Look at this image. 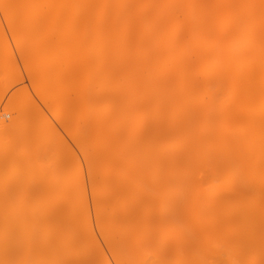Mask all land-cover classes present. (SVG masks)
<instances>
[{
  "label": "bare ground",
  "instance_id": "6f19581e",
  "mask_svg": "<svg viewBox=\"0 0 264 264\" xmlns=\"http://www.w3.org/2000/svg\"><path fill=\"white\" fill-rule=\"evenodd\" d=\"M0 8L20 55L29 58L39 97H51L52 105L66 102V122L81 106L75 102L85 106L86 115L78 112L85 128L78 145L91 155V189L100 174L105 177L92 192L98 240L85 189L77 199L61 188L59 204L28 198L35 190L40 201L39 192L71 165L62 150L54 165L42 163L48 148L37 134L51 128L43 119L35 130L42 111L30 99L4 107L0 264H124L128 257L129 264H264V0H0ZM5 41L0 58L7 65L13 60ZM62 45L70 59L60 54ZM92 56L97 73L90 75ZM75 65L77 85L66 83ZM90 76L112 94L99 111L88 103L97 92ZM46 166L58 173L49 168L42 174ZM18 171L25 189L20 196L29 193L27 200L9 198L20 191L12 181ZM161 216H167L164 223ZM81 239L94 252L87 243L80 246ZM157 248H163L161 257L152 255Z\"/></svg>",
  "mask_w": 264,
  "mask_h": 264
},
{
  "label": "rangeland",
  "instance_id": "374dc122",
  "mask_svg": "<svg viewBox=\"0 0 264 264\" xmlns=\"http://www.w3.org/2000/svg\"><path fill=\"white\" fill-rule=\"evenodd\" d=\"M242 19V18H241ZM240 20V19H239ZM244 22V21H243ZM0 33L1 32H3V33H1V34H3V35H1L2 36V38H1V36H0V38H1V42H2V40L3 39H6V44L8 45V48H9V51H10V53H11V55H12V60H13V62L11 63L10 62V64L9 63H7V65L5 64V63H3L2 61H1V58H0V99H2V101L0 102V111L4 108V107H6V106H8V104H12L13 106H14V104L16 103V102H18V105L19 104H25V101H27V103H28V101L29 100H26V99H30V104L32 103L33 105H34V107L36 106V108H39V110L40 111H42L40 114V116L37 118V119H41V120H36L35 121V123L33 124L34 125V127H36L35 128V130H37L38 128H39V126H40V124H41V122L40 121H42L43 119H44V121L45 120H47V121H45V123L44 124H46L47 126L48 125H50V126H48V127H50L51 128V130L49 131H44L43 133H41V134H37V136L39 137V139H40V141H42V142H44L45 143V145H47V147H46V149L48 150H46V154L44 155L45 157H42V163L44 162V163H46L45 161H46V159H48V160H50V162H51V164H53V161H54V164L56 163V161L55 160H58L57 159V155H59V157H60V155H62L61 154V152L62 151H64V152H62L63 154H64V156L62 155V158L63 159H65L66 160V163H67V161L70 163V165L71 166H67V164L65 165V166H63L64 164H65V161L63 162V164H62V166H63V168H61V171L60 170H58V167L59 166H57L58 164H56V167H57V170L58 171H60L59 173H58V171L56 172V173H58L57 175H58V177H57V175H56V179H57V181L55 182V180H53L55 183L53 184V183H50V185H49V188L51 187V184H52V187H51V189H53V190H51V189H49L50 190V192H49V190L47 191V187L44 185V183H42L43 182V180H42V182L39 180V179H41L39 176L37 177V176H34L33 178H38L37 180H39L40 181V183H38V184H40L41 185V187L42 188H44V187H46L47 189H43L42 191H43V193L42 192H39V193H41V195H39L38 194V198H40L41 197V199H40V201L39 200H37L36 198L37 197H34V196H36L37 195V193L35 192V190H33L34 192V194H33V197L31 196V194H32V190H30V188H29V190H30V192H31V194H29V193H25V194H23V195H25V196H20V193H22V191L24 192V190L25 189H21V188H19V187H21L20 185H22V184H18V183H20V181H22V179H23V176H22V173L21 172H19V174L21 175H18V176H16L15 175V178L13 177V179H12V181L13 182H15V186H18L17 188H18V191H19V189H20V191L19 192H17V191H15V190H17V189H14V191H13V193L12 192H9L10 193V196L11 197H9V198H11L12 200L14 199H20L21 197H23V199L25 198L26 199V197H27V195L29 196L28 198H32V200L34 201V199H35V203L36 202H41V203H46V202H52V203H54V202H60L62 199H63V195L62 194H64L63 192L61 193V188H63V189H68V191L70 190V189H72L73 190V198H77V199H79V197H80V193L82 192V190L83 189H85L86 190V194H87V196L85 195V190H83V196H85L86 198H87V201H88V207H89V211H90V215H91V222H93L92 223V228H93V230L95 231V235H96V237H97V239L99 240V238H102L101 237V233H100V230H99V228H98V226L97 225H95L96 224V220H97V217H95V210H93V205H94V197L93 196H95V194H93V193H95V189H97V188H99L100 189V182H102V184H103V181H104V183H105V180H103L104 178H103V175L102 174H100L101 175V177H102V181L101 180H99V181H96V178H99L100 177V175L99 174H97V177L93 180V182L94 181H96L94 184V188L95 189H91V188H93V185L91 186L90 184L92 183L91 181H90V176L92 175H90L89 176V174H90V172H91V170H90V172H89V170L87 169V164H89L90 163V161H89V163H87L86 164V162H87V157L88 156H85V152L83 153L82 152V149L83 148H81V146H82V144H81V146H79L78 145V143H80V140H81V135L82 134H84V132H85V128L84 127H82V125L81 124H79V118L81 117L80 115H82V114H85V106H83L82 107V105L83 104H78L77 102H75L74 104H76L77 106H80V107H82V108H80V107H78V108H76L75 109V113L76 114H74L73 113V117L74 118H70L69 119V122L72 120V122L71 123H69V122H66V120H68V118L69 117H71V116H69L70 114H69V112H68V114L69 115H67V110H66V107H64V103H66V102H64V103H62V102H60L61 104H58V105H52V101H51V97H47L48 99H46L45 98V100L44 99H42L43 97H39V94L37 93V89L35 88V87H37L36 85H35V82H33L32 83V81H31V75H30V72H29V68L28 67H30V65H28V62L25 60V59H29V58H27V57H25L24 59H23V57L20 55V52H19V50L21 49V48H19L18 46H19V44H17V41L15 42V40H14V37H13V35H12V33L10 32V30L8 29V26H7V23H6V19H5V16H4V12H3V10L0 8ZM2 30V31H1ZM241 36V35H240ZM5 37V38H4ZM243 38H244V35H243ZM55 43L57 44L58 42L57 41H54V43H53V41H49L48 42V44L46 43V45H50V46H54L55 45ZM18 46H17V45ZM54 44V45H53ZM63 44V43H62ZM64 45V47L65 48H67L68 50L70 49V46H68V45H66V44H63ZM63 45H62V52L60 53V54H62V55H64L66 58H68V59H70L69 57H70V55H68L67 54V52H69L67 49V51H65V50H63ZM10 46V47H9ZM58 46H60V44H57V46L55 47V49L58 47ZM53 49H54V47H53ZM58 49V48H57ZM60 49V48H59ZM1 50V49H0ZM60 51V50H59ZM1 52V51H0ZM91 52V51H90ZM90 55H91V53H89ZM55 55H57V53L55 54ZM90 57V56H89ZM92 57H93V59H92ZM91 57V60H92V62L91 63H89V71H90V75H92V74H94L93 72H96V71H94L95 70V59H94V56H92ZM11 60V61H12ZM94 62V63H93ZM30 64V63H29ZM90 64H91V67H90ZM78 66L77 65H75V68H74V72H73V74H71L72 76H69L68 75V78H70V79H68L67 81H66V83H68V82H71V80H73L72 81V83L73 84H76L75 83V81H76V79H77V77H78V74H79V71H78V68H77ZM193 68V67H192ZM193 70L195 71V68H193ZM92 72V73H91ZM76 73V75H74ZM78 73V74H77ZM97 73V72H96ZM30 75V76H29ZM95 75H97V74H95ZM98 76V80H99V76H101V74H98L97 75ZM74 78V79H73ZM90 80H92V81H90L91 83H90V85H89V83L87 84V86L89 85L90 86V89H94L93 90V92L94 91H96L95 90V87L97 88V92L99 93L100 92V94L102 93V92H106L107 91V94H102L100 97H97L99 94L96 92H94V95L95 94H97L96 96H95V99L93 98V96L94 95H91V101L89 100V104L91 103V105L92 104H94V106H93V108H96L97 110H98V108H100L102 105H100V107L99 106H97L98 104H101L102 102V99H105L106 101L109 99V101H110V98L112 97L111 95V93L110 92H108V87H97V86H95L96 84H95V82H98V81H95L94 80V78H92L91 76H90ZM217 80V79H216ZM220 80V79H219ZM77 82V81H76ZM50 84V83H49ZM52 84V83H51ZM77 85V84H76ZM76 85H74L76 88H77V86ZM89 86H88V88H89ZM70 87V86H69ZM93 87V88H92ZM51 88V87H50ZM75 88V89H76ZM104 88H105V91H103L104 90ZM74 89V90H75ZM77 90V89H76ZM91 90V91H92ZM100 90V91H99ZM73 91V90H72ZM78 91V90H77ZM102 91V92H101ZM71 92V91H70ZM223 92H225V91H223ZM67 93H69V92H67ZM109 93V94H108ZM57 94V93H56ZM71 94V93H70ZM74 94H76L75 93V91H73L72 92V94L70 95L71 96V99L73 100V101H75V97L77 96V94L74 96ZM90 94H91V92H90ZM93 94V93H92ZM111 94V95H110ZM224 94V93H223ZM86 95H88V94H86ZM85 95V96H86ZM110 96V97H107V96ZM50 96H52L53 97V95H50ZM54 96H56L55 94H54ZM72 96H74L73 98H72ZM84 96V97H85ZM67 97H68V99H67V103H68V100H69V95L67 94ZM87 97V96H86ZM222 98H223V95L221 96ZM78 99V98H77ZM86 99V101L89 99V96H88V99L87 98H85ZM99 99V100H98ZM24 100V101H23ZM93 100V101H92ZM94 100H96V101H94ZM21 103H20V102ZM49 103H48V102ZM73 101H72V104H73ZM209 101V100H208ZM46 102V103H45ZM93 102H95V103H93ZM69 103H71V102H69ZM68 103V104H69ZM87 103V102H86ZM97 103V104H96ZM17 104V103H16ZM64 104V105H63ZM11 105V107H13ZM71 105V104H70ZM76 105H75V107H76ZM95 105H96V107H95ZM16 106V105H15ZM70 107V106H69ZM74 107V106H73ZM128 107V106H127ZM68 108V107H67ZM71 108V107H70ZM91 108H92V106H91ZM92 108V109H93ZM165 109L167 108V107H164ZM164 108H162L163 109V113L164 114H166V112L168 113V108H167V111H165L164 110ZM81 109H83V111L81 110ZM85 109V110H84ZM127 109H129V108H127ZM126 109V110H127ZM162 109L160 108L159 110V112H162ZM73 110V109H72ZM71 110V111H72ZM97 110H95L94 109V111H97ZM100 110V109H99ZM98 110V111H99ZM130 111V113H129V115L130 114H134V110H131V109H129ZM142 110V109H141ZM155 110V109H154ZM66 111V112H65ZM80 111H82V112H80ZM93 111V110H92ZM97 111V112H98ZM132 111H134L133 113H132ZM143 111V110H142ZM140 112V114L142 115V113H144V112ZM165 111V112H164ZM78 112H80V113H78ZM84 112V113H83ZM101 112V111H100ZM100 112H99V114H100ZM65 113H66V115L67 116H69V117H67L66 115H65ZM91 113V109H90V111H89V114ZM139 113V112H138ZM163 113H160V114H163ZM80 114V115H79ZM94 114V113H93ZM95 114H96V112H95ZM135 114H137V113H135ZM135 114H134V116H135ZM156 114V113H155ZM158 114V113H157ZM160 114H158V115H160ZM161 115L162 117L164 116V117H166L165 118V120L167 119H169L168 117H167V115L169 114H167V115ZM71 115H72V113H71ZM78 115V116H77ZM86 115V114H85ZM88 115V114H87ZM141 115H138L139 117H141ZM75 116H77V117H75ZM80 116V117H79ZM88 116H90V115H88ZM92 117H94L93 115H91ZM90 116V117H91ZM95 116H97V115H95ZM133 116V117H134ZM137 116V115H136ZM134 117L135 118V120H138L139 119V117ZM41 117V118H40ZM67 117V119L65 120V118ZM86 117V116H85ZM83 119H84V117H82ZM81 118V119H82ZM138 118V119H137ZM76 120V122H75V120ZM79 119V120H78ZM140 119H142V118H140ZM11 119H10V117L9 116H7V118H6V122L8 123L9 121H10ZM149 120V119H148ZM164 120V121H165ZM39 123H38V122ZM140 120H138V121H135V122H139ZM65 122H66V124H65ZM78 122V123H77ZM80 122H81V120H80ZM149 122V121H148ZM36 124V125H35ZM70 125V126H69ZM68 126V127H67ZM150 126V125H149ZM68 128V129H67ZM52 129H53V131H52ZM72 129H73V131H72ZM135 129V128H134ZM68 130V131H67ZM71 130V131H70ZM80 130H81V132H80ZM242 130V129H241ZM242 131H244V129L242 130ZM241 131V132H242ZM49 132H50V134L52 135H50L49 134ZM53 132V133H52ZM79 132H80V135H79ZM32 133H34V132H32L31 131V134ZM134 133H135V131H134ZM47 134V135H46ZM33 136H34V134H32ZM49 135V136H48ZM78 135H79V137H78ZM88 135V134H87ZM130 135V134H129ZM129 135H127L128 137H129ZM35 136H36V134H35ZM54 136V137H53ZM84 136V135H83ZM92 136V135H91ZM127 136L125 137V138H127ZM49 137V138H48ZM88 137L90 138V136L88 135ZM123 137V136H122ZM77 138V139H76ZM87 138V137H86ZM85 138V136H84V139H86ZM88 138V139H89ZM125 138L123 139V140H125ZM132 138V137H131ZM131 138H130V140H131ZM87 139V140H88ZM91 139V138H90ZM133 139V138H132ZM49 140H50V142H51V140H52V142L53 143H55L56 142V144H53V146L51 145L52 144V142L51 143H49ZM61 140V141H60ZM79 142H78V141ZM83 140V139H82ZM92 140V139H91ZM127 140V139H126ZM46 141H48V142H46ZM86 141V140H85ZM59 142V143H58ZM77 142V143H76ZM87 142V141H86ZM91 143L89 144V145H91L92 146V144H93V142L92 141H90ZM43 143V144H44ZM58 143V144H57ZM85 143V142H84ZM169 143V142H168ZM168 143H166V144H168ZM86 144V143H85ZM85 144H83V145H85ZM55 145V146H54ZM88 146V145H87ZM80 147V148H79ZM165 147V146H164ZM91 148V147H90ZM84 149H86V148H84ZM84 149H83V151H84ZM62 150V151H61ZM90 150V149H89ZM88 149H87V151L88 152H92V151H89ZM58 151H60V152H58ZM86 151V152H87ZM49 153V154H48ZM58 153V154H57ZM93 153V152H92ZM49 155L51 156V158L49 157ZM54 156V157H53ZM85 156V157H84ZM91 155H89V157H90ZM56 157V158H55ZM89 157H88V159H89ZM55 158V159H54ZM92 158V157H91ZM90 158V159H91ZM133 158V157H132ZM53 161H52V160ZM60 159V158H59ZM61 161V160H60ZM59 161V162H60ZM48 163H50L49 161H47ZM58 162V161H57ZM58 162V163H59ZM92 162V161H91ZM68 163V164H69ZM53 164V165H54ZM91 164V163H90ZM89 164V165H90ZM50 165V164H49ZM60 165V164H59ZM91 166V165H90ZM46 167H48L47 169H45V170H43L44 172H42V174L43 173H46L47 174V172H48V170H49V168H51V166H46ZM45 167V168H46ZM53 168L55 167V166H52ZM65 167V168H64ZM88 168H90V167H88ZM52 169V168H51ZM50 169V171H52L53 170V172H52V175H54V174H56L55 173V169H52L51 170ZM9 170V169H8ZM22 170V169H21ZM20 170V171H21ZM49 171V172H50ZM8 172L9 171H7V172H4V175H7L8 174ZM14 172H17V171H14ZM121 173H122V170L120 171ZM7 173V174H6ZM10 173H12V172H10ZM9 173V174H10ZM61 173V174H60ZM89 173V174H88ZM102 173V172H101ZM49 174V173H48ZM82 174V175H81ZM37 175H40V174H37ZM94 175V174H93ZM20 176V177H19ZM31 176V175H30ZM47 176V175H46ZM95 176V175H94ZM41 177H42V175H41ZM43 177H44V175H43ZM55 177V176H54ZM100 177V178H101ZM69 178H70V180H69ZM71 178H73V180L71 179ZM75 178V179H74ZM99 178V179H100ZM19 179H21V180H19ZM50 180V179H49ZM115 181L116 180H118V179H114ZM17 181H19V182H17ZM23 181H25V180H23ZM52 181V180H51ZM52 181V182H53ZM66 181H72V182H70L69 184L66 182ZM121 181V180H120ZM12 182V183H13ZM26 182V181H25ZM25 182H24V186H25ZM37 182V181H36ZM35 181L33 182V183H36ZM45 182H46V180H45ZM48 182V181H47ZM91 182V183H90ZM116 182H119V181H116ZM11 183V182H10ZM10 183H8V184H10ZM18 185H17V184ZM29 183V182H28ZM28 183L26 184V186H29V185H31V186H33L32 184L33 183H31V184H29L28 185ZM43 185H42V184ZM67 183V184H66ZM37 184V183H36ZM101 184V185H102ZM48 185V184H47ZM53 185H55V186H53ZM104 185V184H103ZM102 185V186H103ZM12 186V185H11ZM14 186V185H13ZM44 186V187H43ZM65 186V187H64ZM9 187H10V185H9ZM22 188H23V186H22ZM26 188V187H25ZM81 189V190H80ZM46 190V192H44ZM80 190V191H79ZM92 190V191H91ZM27 191H28V189H27ZM64 191V190H63ZM94 191V192H93ZM52 192V193H51ZM93 192V193H92ZM8 193V194H9ZM19 195H18V194ZM35 193H36V195H35ZM46 193V194H45ZM67 193V192H66ZM66 193H65V195H66ZM69 193V192H68ZM71 193V192H70ZM81 193V194H82ZM93 194V195H92ZM65 195H64V198H65ZM70 195H72V194H70ZM13 196V197H12ZM20 196V197H19ZM91 196H92V198H91ZM16 197V198H15ZM67 197H71V196H68L67 195ZM67 197L65 198V200L67 199ZM88 197H89V199H88ZM73 198H71V201H73L74 202V200H72ZM70 199V198H69ZM94 201H93V200ZM16 200V201H17ZM27 200V199H26ZM44 200V201H43ZM168 200V205H169V198L167 199ZM19 201V200H18ZM29 201H30V199H29ZM68 202L70 201V200H67ZM66 201V202H67ZM93 201V202H92ZM59 202H58V204H59ZM91 203V204H90ZM93 203V204H92ZM98 204H100V202L98 203ZM166 207V206H165ZM164 206H161V208L162 209H164L165 208ZM96 208V205L94 206V209ZM136 209V211H137V213H138V211L139 210H137V208H135ZM140 209H141V207H140ZM145 209V208H144ZM145 210H147V209H145ZM136 211H134L135 212V214H136ZM141 211H143V210H141ZM138 215V214H137ZM97 216V215H96ZM162 217L163 216H161V219H160V221L162 220L163 221V223H164V220L166 219V217L167 216H164L163 218L164 219H162ZM96 218V219H95ZM159 220V219H158ZM159 221V222H160ZM98 222V221H97ZM158 221H157V223H159ZM160 223H162V222H160ZM242 223V222H241ZM98 224V223H97ZM107 224V223H106ZM158 225H160V224H158ZM107 227H109L108 225L106 226V228ZM108 229V228H107ZM96 230L100 233H98V232H96ZM161 234H163V233H161ZM160 234V235H161ZM82 235V234H81ZM156 235V234H155ZM154 235V236H155ZM164 235V234H163ZM162 235V236H163ZM83 236V235H82ZM81 236V237H82ZM98 236H100V237H98ZM165 236V235H164ZM160 237V236H159ZM158 237V238H159ZM85 238V237H84ZM157 238V239H158ZM164 239L165 238H167L166 236L165 237H163ZM163 238H160V239H162L163 241H165V240H167V239H163ZM80 239V238H79ZM159 239V240H160ZM101 241V243H102V240L103 239H100ZM156 240V239H155ZM158 240V242H160L159 244L161 245V246H163V243L161 242V241H159ZM81 241L82 242H84V244L85 243H87V241H86V239L84 240H82L81 239ZM86 241V242H85ZM104 241V240H103ZM79 242V241H78ZM82 242H81V244H80V246H83V248H85L84 246H87L88 245V247H86V248H89L90 247V245L87 243V245L85 244H82ZM105 242V241H104ZM80 243V242H79ZM157 240H156V242H155V245L157 246ZM162 243V244H161ZM171 244V243H170ZM103 246V249H104V251H105V253L107 254V256H110V250L108 251V249H109V247L104 243V244H102ZM108 247V248H106V246ZM80 249L82 248V247H79ZM90 248H92V247H90ZM107 251H106V250ZM162 250H163V248H161ZM160 249V250H161ZM92 250V252H94V249L92 248L91 249ZM159 250V248H157L156 250H155V253H154V250L152 251V255H155L154 257H157L158 256V254H157V251L160 253V252H162V250L160 251ZM90 254H91V252L90 251H88ZM125 253H126V251H124ZM161 254V253H160ZM25 255V254H24ZM151 255V256H152ZM160 257H161V255H159ZM158 256V257H159ZM152 258V257H151ZM109 259H110V257H109ZM144 259V258H143ZM111 260V259H110ZM122 260V263H124V264H126V263H130L131 262V260L129 261V257L128 258H125V259H121ZM150 260V259H149ZM119 262V261H118ZM118 262H112V264H119ZM94 263V262H93ZM148 263H153V264H157L156 262H155V260L153 261V262H149L148 261ZM147 262H144V264H148Z\"/></svg>",
  "mask_w": 264,
  "mask_h": 264
}]
</instances>
